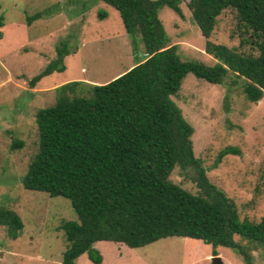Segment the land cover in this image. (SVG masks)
Listing matches in <instances>:
<instances>
[{"label":"trees","instance_id":"trees-1","mask_svg":"<svg viewBox=\"0 0 264 264\" xmlns=\"http://www.w3.org/2000/svg\"><path fill=\"white\" fill-rule=\"evenodd\" d=\"M98 1L118 13L126 34L139 37L145 57L104 84H60L53 89V104L34 113L37 148L20 182L26 190L69 201L75 219L58 225L65 240L61 264H75L82 254L99 264L101 255L93 247L97 241L134 249L171 237L200 240L210 246L211 255L218 246L229 248L251 264L250 248L264 250V216L258 221L239 219L233 202L208 181L201 161L193 155L192 127L171 96L186 74L220 85L230 72L243 79L248 102L262 98L264 0H185L204 38V52L217 60L211 66L181 60L176 46L169 45L158 11L167 7L182 17L181 0ZM225 9L234 12L231 34L238 45L249 43L256 55L209 39L216 17ZM97 17L102 20L105 13ZM38 18V12L28 16L26 24ZM55 52V58L28 80L30 87L65 70L67 44L62 42ZM21 147V140H12L11 149ZM227 154L238 155L239 150L222 148L214 165ZM175 167L189 171L196 194L169 179ZM254 192L264 195V186ZM0 226L13 240L23 225L14 211L0 207Z\"/></svg>","mask_w":264,"mask_h":264},{"label":"rangeland","instance_id":"rangeland-1","mask_svg":"<svg viewBox=\"0 0 264 264\" xmlns=\"http://www.w3.org/2000/svg\"><path fill=\"white\" fill-rule=\"evenodd\" d=\"M179 7L182 17L167 7L158 11L169 45L176 46L181 60L217 63L204 52V38L186 1L181 0ZM37 12L40 18L27 25L26 17ZM100 12L105 13L102 20L97 17ZM0 16V207L14 211L23 225L13 240L0 226V264H61L65 240L58 225L75 219L70 203L60 196L26 190L20 182L37 148L34 113L53 104V89L60 84H104L144 58V48L138 36L125 33L118 13L98 0H0ZM234 25V12L223 10L209 39L256 55L249 43L238 45L231 34ZM62 42L69 50L63 59L65 70L30 87L28 80L55 58ZM243 82L230 72L220 85L186 74L171 99L192 127L193 155L201 161L208 181L233 202L239 219L258 221L264 216V195L254 192L264 186V95L256 103L248 102ZM15 138L22 141L19 149L10 148ZM226 146L238 148L239 154H227L214 165L218 151ZM190 176L175 167L169 179L196 194ZM93 247L101 255L99 264H210L213 256L222 264H245L229 248L218 246L211 255L209 245L181 237L134 249L110 241H97ZM250 255L251 264H264L260 247L250 248ZM75 264L93 263L82 254Z\"/></svg>","mask_w":264,"mask_h":264},{"label":"water","instance_id":"water-1","mask_svg":"<svg viewBox=\"0 0 264 264\" xmlns=\"http://www.w3.org/2000/svg\"><path fill=\"white\" fill-rule=\"evenodd\" d=\"M210 264H222L218 256H213L210 258Z\"/></svg>","mask_w":264,"mask_h":264}]
</instances>
